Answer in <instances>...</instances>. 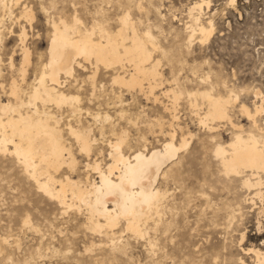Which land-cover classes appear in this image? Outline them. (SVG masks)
Returning <instances> with one entry per match:
<instances>
[{"label":"rangeland","instance_id":"rangeland-1","mask_svg":"<svg viewBox=\"0 0 264 264\" xmlns=\"http://www.w3.org/2000/svg\"><path fill=\"white\" fill-rule=\"evenodd\" d=\"M199 1L8 0L7 11L0 9V19L4 20L0 36L3 104H14L10 95L13 85L23 93L24 101L30 88L37 86L42 66L48 62L52 23L61 27L60 21H65L71 26L75 18L82 32L100 24L114 35L122 29L120 19L128 14L140 34L150 26L161 47L152 54L160 61L162 78L154 96L148 93L146 81H142L141 91L113 81L116 70L132 72V65L126 61L106 67L94 59L76 57L84 68H75L71 77L61 75L66 83L61 91L81 98L79 123L71 119V124L89 130L94 142L87 154L68 131H63L76 164L73 171L63 165L56 174L58 180L69 176L86 185L96 177L93 170L85 171V166L94 160L102 167L111 163L108 142H114V134L126 133L122 152L132 155L143 152L144 147L146 152L160 149L173 128L178 138L179 128L191 133L186 149L180 150L157 178L156 186L165 199L159 218L146 225L144 237L126 232L123 225L116 227L114 236L90 233L84 207L79 214L73 209L75 212L61 216L63 210L37 192L15 156L0 154V264H254L253 256L243 250L264 251V217L259 215L264 198L262 202L252 200L254 192L240 182L245 177L226 176L214 155V147L225 146L234 131L227 123L216 124L214 134L199 126L196 113L203 116L206 101L188 96L210 92L226 98L232 91L238 97L229 110L232 122L243 127L244 135L252 133L264 139V0H237L236 6H230L229 0H203L209 3L208 9L202 8L203 19L212 20L214 30L207 41L195 39L188 45L184 29L190 25L188 8ZM24 11H30L31 17L27 18ZM22 38L28 53L26 64ZM92 39L101 40L98 34ZM75 84L82 88L77 91ZM166 90L180 93L175 105L172 94H164ZM192 101L195 108L190 106ZM254 102L262 103V112L256 117L258 129L240 113V106L252 110ZM36 105L40 107V102ZM46 107L55 115L66 112L49 103ZM170 114L178 118L173 128ZM157 120L163 122L162 127ZM62 121L64 127L66 119ZM261 178L264 186V175Z\"/></svg>","mask_w":264,"mask_h":264},{"label":"bare ground","instance_id":"bare-ground-1","mask_svg":"<svg viewBox=\"0 0 264 264\" xmlns=\"http://www.w3.org/2000/svg\"><path fill=\"white\" fill-rule=\"evenodd\" d=\"M7 1L0 0L1 12L7 11ZM13 1L18 3L20 0H11ZM236 3L237 0H229L230 6H236ZM208 4L200 0L188 8L190 25L184 26L187 30L188 45L195 39L200 42L207 41L214 30L212 20L203 19L202 8L204 6L208 9ZM24 15L27 18L31 17L30 11H24ZM120 20L122 29L114 35H110L100 24L93 26L89 31L82 32L75 18L71 26L65 21H60L61 27L52 23L53 34L48 49V62L42 66L37 86L30 88L26 95L27 101H24L23 93L13 85L10 88V95L15 101L14 104L0 103V154L15 156L17 163L24 168V174L34 183L37 192L54 202L58 209L63 210L60 212L61 216L67 211L72 212L73 209H76L79 214L84 207L88 214L86 225L90 233L114 236L116 227L123 225L126 232L144 237L147 235L146 225L155 217L159 218L161 202L165 199V194L156 186L157 178L160 177L162 168L174 160L180 150L186 149L189 145L187 140L191 138V133L185 134L181 128H179V138L177 137L176 129L173 128V124L178 119L175 114H170L172 118L169 125L173 129L160 149H151L146 152L143 146V152L126 155L122 152L127 142L126 133L121 132L113 135L114 142H108L110 164L102 167L97 160L86 164L85 171L93 170L96 175L92 177L93 179L90 178L86 185L72 180L69 176H65L62 180L56 178V174L63 165L69 166L73 171L76 164L70 148L65 145L64 130L76 140L81 151L87 154L91 152L94 142L89 130L85 132L71 124V119H76V123H79L77 116L81 112L79 108L81 98L76 95L67 96L61 91L66 84L61 81V75L71 77L75 68H84L80 62L76 61V57L87 61L94 59L96 63L106 67L122 64L124 61L129 62L133 67L131 73L126 74L123 69L116 70L113 77L115 83L128 89L139 88L141 91L142 81H146L148 93L154 96V91L162 86L161 73L158 71L160 61L155 60L152 55L161 47L155 41L150 26L140 34L131 23L128 14ZM3 21L0 19V36L1 29L4 28ZM95 34H98L101 40L94 41L92 36ZM20 43L23 64H26L28 53L24 48V38L20 39ZM45 80H48V84ZM73 87L77 91L82 88L76 84ZM169 93L172 94L175 105L180 93L174 90L164 92L165 95ZM257 95L256 92L255 97ZM188 96L191 98L200 96L203 101H206L207 109L203 116L200 115L201 113H195L198 115L199 126L207 129L210 134L217 132L216 124L230 125L234 131L233 136L225 146L217 144L214 147V155L226 176L235 178L244 176V180L240 182L243 181V186L248 191L254 192L252 200L255 198L261 201L264 198L261 178L264 175V139L256 138V135L252 133L244 135L243 127L232 122L229 110L238 97L233 95L232 91L226 98L214 97L210 92L193 93ZM153 99L157 100L156 97ZM36 102H40V107L36 105ZM48 103L59 111L65 108L66 112H63L64 114L58 112L59 114L55 115L46 107ZM190 106L195 108L196 102L192 101ZM261 112L262 103L257 105L254 102L252 110L244 105L240 106V113L246 117L254 129H258L256 117ZM98 116L95 115L94 118L98 119ZM64 119L67 122L64 125L65 128L61 125ZM104 120H108V117H104ZM157 122L162 127L163 122L159 120ZM259 215L264 217V209L261 208ZM28 224V221L25 222V225ZM258 230H262L260 221ZM244 237L242 236V239ZM111 246H113L112 243ZM243 251L246 255L253 256L254 264H264V251L261 249L249 248Z\"/></svg>","mask_w":264,"mask_h":264}]
</instances>
